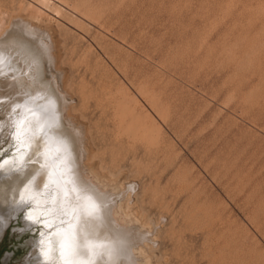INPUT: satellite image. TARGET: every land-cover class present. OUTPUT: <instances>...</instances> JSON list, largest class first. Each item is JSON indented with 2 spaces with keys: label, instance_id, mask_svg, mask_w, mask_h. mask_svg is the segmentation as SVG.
I'll use <instances>...</instances> for the list:
<instances>
[{
  "label": "rangeland",
  "instance_id": "rangeland-1",
  "mask_svg": "<svg viewBox=\"0 0 264 264\" xmlns=\"http://www.w3.org/2000/svg\"><path fill=\"white\" fill-rule=\"evenodd\" d=\"M10 41L80 176L122 187L114 220L150 230L153 264H264V0H0ZM17 151L0 134V165ZM23 213L0 264H28L46 233Z\"/></svg>",
  "mask_w": 264,
  "mask_h": 264
},
{
  "label": "bare ground",
  "instance_id": "bare-ground-1",
  "mask_svg": "<svg viewBox=\"0 0 264 264\" xmlns=\"http://www.w3.org/2000/svg\"><path fill=\"white\" fill-rule=\"evenodd\" d=\"M18 47L15 41L0 43L6 119L0 134L12 137L18 149L0 165V188L6 190L0 194V239L24 212V231L38 223L46 231L25 263L153 264L144 245L152 240L150 230L120 226L112 216L122 187L106 189L80 176L73 142L59 127L58 103L37 82L33 57Z\"/></svg>",
  "mask_w": 264,
  "mask_h": 264
},
{
  "label": "snow or ice",
  "instance_id": "snow-or-ice-1",
  "mask_svg": "<svg viewBox=\"0 0 264 264\" xmlns=\"http://www.w3.org/2000/svg\"><path fill=\"white\" fill-rule=\"evenodd\" d=\"M98 219H102V218H99V217H98Z\"/></svg>",
  "mask_w": 264,
  "mask_h": 264
}]
</instances>
